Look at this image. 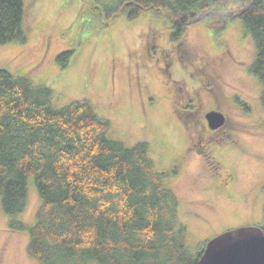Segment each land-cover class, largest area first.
<instances>
[{"label":"rangeland","instance_id":"obj_1","mask_svg":"<svg viewBox=\"0 0 264 264\" xmlns=\"http://www.w3.org/2000/svg\"><path fill=\"white\" fill-rule=\"evenodd\" d=\"M135 4L25 0L27 40L0 43V68L50 87L57 107L85 100L109 122L112 139L129 146L148 141L196 253L226 230L264 223L262 85L249 71L256 50L241 21L232 19L242 2L196 12L175 39L167 14L148 10L130 17ZM68 51L63 66L57 58ZM210 110L225 115L221 126L237 130L235 141L218 131L201 137L192 127L197 119L208 123ZM213 164L226 174L215 167L212 173ZM28 188L17 218L33 225L41 200L32 179ZM9 218L0 207V264H39L29 252V232L11 229Z\"/></svg>","mask_w":264,"mask_h":264},{"label":"trees","instance_id":"obj_2","mask_svg":"<svg viewBox=\"0 0 264 264\" xmlns=\"http://www.w3.org/2000/svg\"><path fill=\"white\" fill-rule=\"evenodd\" d=\"M229 1L243 3L232 19L253 40L249 71L262 85L264 108V0H134L129 16L164 12L175 39L196 12ZM25 11V0H0L1 44L25 43ZM71 53L57 58L63 66ZM52 94L0 68V207L11 229L29 232L30 255L39 264H198L204 248L195 253L187 244L178 200L162 182L166 173L155 171L150 143L112 139L109 122L85 100L57 107ZM31 179L41 205L28 225L17 217Z\"/></svg>","mask_w":264,"mask_h":264},{"label":"water","instance_id":"obj_3","mask_svg":"<svg viewBox=\"0 0 264 264\" xmlns=\"http://www.w3.org/2000/svg\"><path fill=\"white\" fill-rule=\"evenodd\" d=\"M209 126L221 127L225 115L217 110L207 113ZM198 264H264V231L261 226L226 230L208 240Z\"/></svg>","mask_w":264,"mask_h":264},{"label":"flooded vegetation","instance_id":"obj_4","mask_svg":"<svg viewBox=\"0 0 264 264\" xmlns=\"http://www.w3.org/2000/svg\"><path fill=\"white\" fill-rule=\"evenodd\" d=\"M192 86H193V88H192V90H193V92H194V84L192 83L191 84ZM194 94V93H193ZM192 94V95H193ZM195 96V95H194ZM192 101V100H191ZM222 109H220V111H221ZM185 114H188V113H185ZM197 117V116H196ZM201 120V119H200ZM199 119H197V121H194V122H192V127H195L196 128V130L198 131V133L200 134V136L201 137H203V132H204V136H207L206 135V132H208V133H215V131H218V132H221V136L223 135L224 137H226L227 139H229V141H231V142H233V141H235V136L236 135H238L237 134V130L235 129V128H232V129H226V127L227 126H221V127H219L218 129H213V128H210L209 126H208V123L206 122L205 123V119H203V120H201L200 121ZM200 121V122H199ZM184 122H185V120H184ZM205 125H206V127H205ZM223 131H225V132H223ZM215 135H217V133H215ZM209 136V135H208ZM198 137V136H197ZM213 138V137H212ZM212 138H211V140H212ZM202 141H204V139H202L201 141H199V148H200V152L199 153H201V152H204L205 151V148H203L202 147ZM196 146V145H195ZM208 147H209V145H208ZM212 149H208L207 150V155H206V157H210V151H211ZM214 157V156H213ZM215 160H216V158H215ZM216 162H217V160H216ZM211 167V169H212V173L215 171V169H216V171L219 173V174H221V175H225L226 173H225V171H223V172H221V170H220V168H219V166H214V164L212 165V166H210ZM214 167H215V169H214ZM227 176H229V173H227ZM211 177H212V180L214 179L218 184H219V187L220 188H223V186H221V184L219 183V179H217V176H215L214 174H212L211 175ZM232 180H233V182H234V178H235V176H231L230 177ZM231 184H229L228 183V185H227V187L228 186H230Z\"/></svg>","mask_w":264,"mask_h":264}]
</instances>
